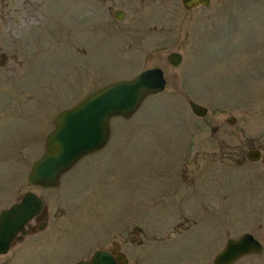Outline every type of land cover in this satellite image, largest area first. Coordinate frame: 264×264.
<instances>
[{
	"label": "rangeland",
	"instance_id": "rangeland-1",
	"mask_svg": "<svg viewBox=\"0 0 264 264\" xmlns=\"http://www.w3.org/2000/svg\"><path fill=\"white\" fill-rule=\"evenodd\" d=\"M4 7L0 211L31 192L46 212L43 228L18 237L0 264H75L114 247L129 264H211L245 233L262 252L236 264H264V174L253 171L264 165L243 160L249 141L264 136V0H210L189 12L181 0ZM170 53L182 57L176 69ZM153 68L164 73L163 93L131 118L111 119L103 150L55 189L28 183L60 111ZM189 101L206 116L193 115Z\"/></svg>",
	"mask_w": 264,
	"mask_h": 264
},
{
	"label": "water",
	"instance_id": "water-1",
	"mask_svg": "<svg viewBox=\"0 0 264 264\" xmlns=\"http://www.w3.org/2000/svg\"><path fill=\"white\" fill-rule=\"evenodd\" d=\"M186 10L208 7L209 0H181ZM123 13L115 12L121 21ZM177 53L169 54L167 62L174 68L181 63ZM160 69L146 70L130 80L108 85L88 95L70 110L59 112L53 120L54 129L46 137L42 157L31 164L27 181L32 187L53 189L59 185L61 177L73 169L84 157L105 147L110 139L112 118H130L142 105L143 100L165 89V80ZM193 115L204 117L207 110L189 101ZM41 198L30 192L22 196L19 203L0 211V256L6 255L19 235L26 236V227L35 217L45 211ZM41 229V228H40ZM211 264H234L242 257L259 255L261 244L250 234L239 239H229ZM114 251L111 253L114 255ZM105 251L93 254L91 262L76 264H127L126 259L114 258Z\"/></svg>",
	"mask_w": 264,
	"mask_h": 264
},
{
	"label": "flooded vegetation",
	"instance_id": "flooded-vegetation-1",
	"mask_svg": "<svg viewBox=\"0 0 264 264\" xmlns=\"http://www.w3.org/2000/svg\"><path fill=\"white\" fill-rule=\"evenodd\" d=\"M12 1L13 0H0V5L2 7L5 6L4 9L6 11L14 12L15 9L10 7ZM14 1H16V0H14ZM8 2H10L9 5H7ZM19 2L22 5L23 1H19ZM1 11H2V9H1ZM8 14L9 13H7V15ZM7 15H0V22L8 21V20L3 19ZM216 130L217 129H213L214 132H216ZM263 139H264V136H261L256 141H254L253 139L249 141V143H248L249 145L247 147V152H246V154L244 156V159H243L244 160V164H246L248 167H253V165H256V164H258L259 166L264 165V141H263ZM236 165L242 166L243 163L239 162L238 164L236 163ZM253 169H254L253 171L257 172L258 174H264V169H262V168L260 169V168H257V167H253ZM44 215H45V213H44ZM44 215L43 214L38 215L33 221H31V223H29L26 226L27 227V233L29 231L30 232L37 231L38 229H40L42 227L43 223L39 224V220ZM103 251H106L109 254H111L114 251L115 252L114 255L111 254L114 258L119 257V258H122V259H127L125 257V255H123V253L120 251L119 247H114L112 249H108V251L107 250H103ZM90 261H91V258H90V260L88 262H90ZM85 262H87V261H85ZM117 264H122V262H120V261L118 262L117 261Z\"/></svg>",
	"mask_w": 264,
	"mask_h": 264
}]
</instances>
